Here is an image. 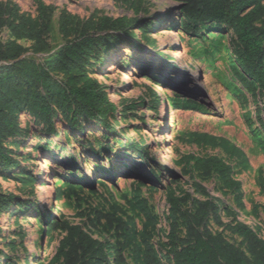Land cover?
<instances>
[{"label": "rangeland", "instance_id": "1", "mask_svg": "<svg viewBox=\"0 0 264 264\" xmlns=\"http://www.w3.org/2000/svg\"><path fill=\"white\" fill-rule=\"evenodd\" d=\"M41 1L52 24V33L44 37L49 49L37 52L35 41L16 38L10 28L20 22L39 28V0H0V50L12 46L21 59L43 65L75 37L60 33L65 18L87 22L112 17L139 23L134 36L122 35L120 45L102 63L94 50L85 68L89 84L104 86L117 105L116 120H108L113 131L84 114L71 130L72 114L63 116L57 105L53 130L24 103L6 109L3 116L14 125L0 128V150L17 163L0 159V194L8 199L0 206V264H55L66 233L49 231L47 225L53 221L80 225L112 247L123 242L106 220L97 223L96 212L129 223L131 245L123 249L126 264H145L141 260L146 244L160 264H168L170 202L186 194L203 200L194 183L222 202L224 226L211 220L213 235L244 250L242 239L225 228L236 220L264 239V153L258 144L262 131L257 113L258 108L264 111V98L255 97L234 72L238 49L232 32H182L181 5L173 0ZM146 24L148 30L141 31ZM51 75L67 84L58 69ZM189 101L194 110L174 109ZM214 156L231 166L239 192L227 188L217 174L206 179L193 163H183L187 157ZM41 186L47 188L40 191ZM227 208L235 219L225 213ZM181 209L193 207L188 203ZM180 235L186 237L184 227Z\"/></svg>", "mask_w": 264, "mask_h": 264}, {"label": "trees", "instance_id": "2", "mask_svg": "<svg viewBox=\"0 0 264 264\" xmlns=\"http://www.w3.org/2000/svg\"><path fill=\"white\" fill-rule=\"evenodd\" d=\"M182 6L180 9L181 31L200 36L204 29H228L235 37L237 47V67L234 72L241 83L256 97L264 98V0H173ZM41 25L37 29L27 28L20 23L10 24L13 35L18 39L35 41L36 51L45 52L50 45L46 35L52 33L49 10L39 0ZM139 22L126 18L101 17L97 21L83 22L74 18H65L59 31L65 38L73 37L56 54L48 57L45 64L20 58L17 48L5 46L0 50V128L11 129L14 120L7 121L4 113L14 103H24L35 113L40 114L49 130L55 129V105L63 116L72 114L69 128L76 130L81 114L87 115L110 131L114 130L108 120H116L117 105L106 93L104 86L90 83L86 79L85 68L89 65L94 50L99 52L98 62L102 63L105 55L120 45L122 35L133 37L134 27ZM1 27V26H0ZM150 25H141L140 30H148ZM101 50V51H100ZM102 54V55H101ZM16 61L13 64L4 62ZM53 68L58 69L67 78L62 84L51 75ZM74 70L79 71V75ZM40 85L42 90L35 86ZM172 103V98H168ZM175 110H194V102L174 106ZM262 109H257L261 133L258 144L264 153V117ZM4 125V126H3ZM252 130V128H250ZM5 132H8L6 129ZM0 159L4 162L17 163L0 150ZM183 163H193L194 169L204 178L217 174L227 188H240L233 179V170L220 157L207 159L187 157ZM196 194L171 200V218L167 235L166 259L168 264H264V239L248 224L234 220L225 228L242 239V248L229 242L220 235H213L209 224L213 220L223 227L221 220V200L212 197L207 188L194 183ZM8 199L0 194V206ZM239 201V199H238ZM191 203L193 210L182 211L181 205ZM142 206L151 224H155L146 201ZM225 213L235 214L227 208ZM234 219L236 218L233 217ZM97 223L106 220L115 229L117 236L123 239L116 246L94 238L80 225L67 222H52L47 225L49 231H63L66 236L61 240L55 264H126L123 249L131 245V227L129 223L116 216L96 212ZM93 226L94 221L90 220ZM186 230V237L180 235V228ZM200 228L202 230H200ZM112 250L113 253L110 251ZM136 253L138 252L135 247ZM114 257V260H111ZM145 264H160L153 247L145 245L143 260ZM40 264V263H39Z\"/></svg>", "mask_w": 264, "mask_h": 264}, {"label": "bare ground", "instance_id": "3", "mask_svg": "<svg viewBox=\"0 0 264 264\" xmlns=\"http://www.w3.org/2000/svg\"><path fill=\"white\" fill-rule=\"evenodd\" d=\"M184 50H185V48H184ZM176 56L177 57H180L181 56V52H179V51H176ZM179 74V73H178ZM174 75V74H173ZM180 77V76H179ZM174 81V80H173ZM160 88V87H159ZM158 89V88H157ZM168 156V155H167ZM169 158V157H168ZM167 159V158H166ZM168 164L170 165V162L168 161ZM47 187H45V186H41L40 187V191H44L45 189H46ZM42 194V193H41ZM38 261H36V264H39V263H37Z\"/></svg>", "mask_w": 264, "mask_h": 264}, {"label": "water", "instance_id": "4", "mask_svg": "<svg viewBox=\"0 0 264 264\" xmlns=\"http://www.w3.org/2000/svg\"><path fill=\"white\" fill-rule=\"evenodd\" d=\"M179 8L181 9V8H182V6H179Z\"/></svg>", "mask_w": 264, "mask_h": 264}]
</instances>
